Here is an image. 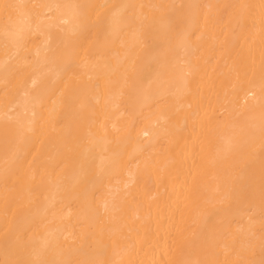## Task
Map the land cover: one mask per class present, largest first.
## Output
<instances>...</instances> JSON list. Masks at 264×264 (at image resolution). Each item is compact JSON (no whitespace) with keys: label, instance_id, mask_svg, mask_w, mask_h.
Here are the masks:
<instances>
[{"label":"bare ground","instance_id":"1","mask_svg":"<svg viewBox=\"0 0 264 264\" xmlns=\"http://www.w3.org/2000/svg\"><path fill=\"white\" fill-rule=\"evenodd\" d=\"M0 264H264V0H0Z\"/></svg>","mask_w":264,"mask_h":264}]
</instances>
